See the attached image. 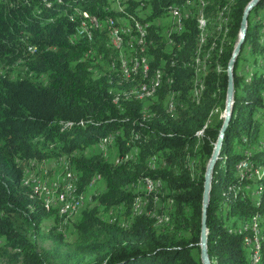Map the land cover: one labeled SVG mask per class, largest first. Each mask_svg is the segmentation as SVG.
<instances>
[{"label":"trees","instance_id":"1","mask_svg":"<svg viewBox=\"0 0 264 264\" xmlns=\"http://www.w3.org/2000/svg\"><path fill=\"white\" fill-rule=\"evenodd\" d=\"M250 1L0 0L2 257L15 264H48L50 258L63 264H201L204 174L223 121L211 118L224 110L227 64ZM227 10L219 32L215 22L206 24L199 48V19ZM78 13L99 22L91 41L73 39L84 20ZM169 14L177 24L165 29L159 21ZM107 26L119 31L121 49L112 47ZM212 43L199 88L196 52L205 54ZM125 56L133 77L126 76ZM143 86L154 93L142 100L134 93ZM233 86L206 209L211 264H251L237 230L264 218V0L248 14ZM49 160L65 164L76 198H87L101 182L102 190L88 198L92 206L71 216L60 214V206L46 210L45 195L32 190L25 175ZM244 161L252 169L242 178L237 167ZM147 179L150 192L143 188ZM259 187L262 194L253 200ZM75 215L72 254H40L25 238L29 233L65 245L59 228ZM47 219L53 226L45 230Z\"/></svg>","mask_w":264,"mask_h":264},{"label":"rangeland","instance_id":"2","mask_svg":"<svg viewBox=\"0 0 264 264\" xmlns=\"http://www.w3.org/2000/svg\"><path fill=\"white\" fill-rule=\"evenodd\" d=\"M47 7H49V6L47 5ZM227 13H228V10L225 11V13H223V12L220 13V15L216 16V17L215 16H210V17H206V18L201 17L199 19L200 22H203L200 26V29L202 31V38H201V43H200L199 48L202 45H204V43H205V41L203 43V38L205 39L206 35H207V31L205 30L206 24L209 23L210 26H213V23L215 22V25L218 27V32H219L221 26H223V24L226 23ZM171 17H172V14H169L168 17L161 19L159 21L160 24L163 27H165V29H169V26H173L174 22H176V24H177V20L173 19V17L172 18ZM215 45H216L215 43H212L211 47L209 48V50L207 52H205V54H203L200 49L197 50L198 53L196 52L195 58H196V61L198 60V64H196L195 67H196V70L198 72V76H200V74H202V71L205 70L206 61H207L208 57L210 56L209 52L211 50L215 49V47H216ZM195 85L199 86L198 84H195ZM196 94H200L199 91H196ZM217 118L223 119V111L220 112V114L217 110H215L213 112L211 119L213 121H215ZM99 150L102 151V147L99 148ZM103 154H106V152ZM109 156H110L111 161H113L114 160V151L113 150L109 151ZM27 172L28 173H26V175H25V178L27 180L35 179V180L40 181L41 185L45 189H47V191H49L51 198H53V199L58 198L59 201L62 200L60 197L62 195H65L68 185L72 184L71 179L73 178V176H70V174L66 171L65 164L62 161L49 160V161H44L42 163H36L33 166V169L30 171L27 170ZM260 172L261 171H259L255 175V178L259 177ZM100 183L101 182H98L97 187L94 186L89 191V193L86 194L87 198L83 197V199H85V201H83V206L85 205V207H86V206H92L93 205V201H91L90 199L88 200V198L90 197V195L92 193L95 192L96 189L102 190V186ZM54 185H57V191L52 192ZM147 189H149V188H147ZM145 190H146V188H145ZM254 192H255V197L253 196V200L254 199L256 200V199H258V197L256 195V191H254ZM57 207H58V203L55 204V207H53V208L55 209ZM76 216L77 215H75L67 223L63 222V226L59 228V231L64 233L65 243H66L65 245L56 247L55 245L52 244L51 241H48V240L43 241V240L37 238L36 236H34L33 234H29V233L24 234L25 238L28 240V242L30 244H32L34 246L35 250L37 252H39L40 254H43L46 251H53L55 249L58 250L60 252V254H62V253L72 254V253H74V250H75V242H76L75 238L76 237L73 234V231H72L73 226L71 223L75 220ZM105 219H108L107 216H105ZM52 226H53V220H51V219H47L43 222V227L45 230L49 229ZM0 264H15V263H9L8 259L6 257H2L0 255ZM48 264H63V263L58 259L50 258Z\"/></svg>","mask_w":264,"mask_h":264},{"label":"bare ground","instance_id":"3","mask_svg":"<svg viewBox=\"0 0 264 264\" xmlns=\"http://www.w3.org/2000/svg\"><path fill=\"white\" fill-rule=\"evenodd\" d=\"M58 1V0H56ZM204 1V0H203ZM175 15L176 13L173 12V17L175 18ZM78 16L81 18H84V20L81 21V23L79 24V26L74 30V35H73V39H81V40H87V41H91L92 39V35H93V32L98 28V20L94 17H88V15L86 13H78ZM91 20H93L91 22ZM111 22V21H110ZM108 25V24H107ZM109 25H112V24H109ZM108 27V26H107ZM143 27V26H142ZM100 28V27H99ZM109 30L112 32V36L115 38V42L113 41V38L112 36L110 35V32L108 31L109 33V37H110V40L111 41V45L113 48L119 50L121 49V45H122V39L119 35V31H117V29H113V28H110L109 26ZM141 29H139L140 31ZM142 32V31H140ZM121 34V32H120ZM123 34V33H122ZM140 34V33H139ZM144 36V34H140V37L142 38ZM140 42V40L138 41V43ZM132 59V58H131ZM134 59V58H133ZM138 59V58H137ZM144 59V58H143ZM141 60V63L142 64V69H143V73L146 72L147 70V65H146V59L144 60ZM133 61V60H132ZM139 61V60H138ZM131 62V61H130ZM137 62V61H136ZM134 63V62H133ZM196 63L198 64V60L196 61ZM139 64V63H138ZM139 64V66H140ZM132 67V66H131ZM129 67V68H131ZM137 67V65L135 66ZM125 68V67H124ZM123 68V69H124ZM126 69V68H125ZM134 71V70H133ZM132 71V73H133ZM139 71V70H138ZM141 71V69H140ZM142 72V71H141ZM123 73V72H122ZM138 73V72H136ZM130 75V72L128 73ZM124 75V74H122ZM137 75V74H136ZM141 75V74H140ZM144 75V74H143ZM147 75V73H146ZM131 77H133L132 75H130ZM142 76V75H141ZM157 76V75H156ZM148 77V76H147ZM159 77V76H158ZM149 78V77H148ZM161 78V77H160ZM199 76L197 78V80L195 81V84H198L199 87L202 86V83L199 81ZM125 79V77L123 78ZM143 79V78H142ZM141 79V80H142ZM152 79V78H151ZM131 80V79H129ZM128 80V81H129ZM134 80V79H133ZM148 80V79H147ZM120 81V80H119ZM149 81V80H148ZM153 81V80H152ZM151 82V81H149ZM158 82V81H157ZM135 83V82H134ZM141 84V83H140ZM154 84V83H153ZM152 84V85H153ZM142 85V84H141ZM144 85V84H143ZM150 85V84H149ZM133 86V85H132ZM148 86V85H147ZM146 86V87H147ZM156 86V85H155ZM138 87V86H137ZM146 87H141L139 89V92L138 93H134L139 99H145L149 96H151L152 93H154V90L153 89H147ZM154 87V86H153ZM132 88V87H131ZM134 88V87H133ZM157 88V87H156ZM155 88V89H156ZM131 90V89H130ZM126 93H128L126 91ZM129 94V93H128ZM132 95V94H131ZM153 95V94H152ZM122 96V94H121ZM126 96V94H125ZM127 97V96H126ZM132 97H135L132 95ZM153 97V96H152ZM150 98V97H149ZM142 99V100H143ZM117 100V99H116ZM134 100V99H133ZM169 111V110H168ZM247 156H249V154H247ZM252 169L251 165L247 162H242L238 167H237V170H238V174L240 175V177L244 176L245 172H250V170ZM247 175L250 174V173H246ZM253 175V174H252ZM249 177V176H248ZM251 177V176H250ZM249 177V178H250ZM254 177V176H253ZM40 179V178H39ZM75 179V178H74ZM74 181V180H73ZM39 181L38 180H35V179H31L30 180V184L35 187V183H38ZM71 182V181H70ZM27 183V182H26ZM31 186V187H32ZM74 184H71V185H68L67 187V190H66V193L65 195H62L60 198L62 200H58V198H51L50 194H49V191H47V189H45L41 183H38V186L36 187V190L37 192H41L43 193V195H48V210L50 211L51 208L55 207V204L58 203V207L60 206L59 208V213L60 214H64L67 215V216H71V214L73 212H78L80 209H82L83 207V201H85V199L83 198H76L74 196ZM149 188V189H147ZM147 188L146 190L148 192L152 191L154 186L152 183L148 182L147 184ZM33 190V188H31ZM256 191V195L257 197H259L261 194H262V188L259 187ZM54 192V191H52ZM247 192V191H246ZM255 193V192H254ZM55 194V193H54ZM38 195V194H37ZM42 196V194H41ZM44 197V196H43ZM79 197V195H78ZM41 198V197H40ZM255 200V199H254ZM45 203H43L44 205ZM46 208V206H45ZM55 208V209H57ZM47 210V208H46ZM65 218V217H63ZM66 219V218H65ZM264 222V218H253L251 220H247L246 222L244 221V223L240 224L237 232L239 234H243L244 235V245L246 246L247 248V252H248V257H249V260H250V263L251 264H260V262L262 261V253H261V242L263 240V228H262V224ZM264 226V224H263ZM256 236V237H255Z\"/></svg>","mask_w":264,"mask_h":264},{"label":"water","instance_id":"4","mask_svg":"<svg viewBox=\"0 0 264 264\" xmlns=\"http://www.w3.org/2000/svg\"><path fill=\"white\" fill-rule=\"evenodd\" d=\"M259 0H251L243 11V15L240 23V31L238 35V40L234 46L232 55L227 64L226 76H227V89H226V98L225 106L223 110V121L218 134L216 143L214 144L213 152L211 157L206 165L205 174H204V183H203V193H202V214H201V231H200V261L201 264H211L208 251H207V228H206V209L209 204V194L211 189V180L213 175V170L217 159L220 154V149L223 141L225 131L228 127L229 121L231 119L233 111V97H234V86H233V68L236 63V60L239 56L241 46L243 44L246 30H247V18L249 12L254 8Z\"/></svg>","mask_w":264,"mask_h":264},{"label":"built area","instance_id":"5","mask_svg":"<svg viewBox=\"0 0 264 264\" xmlns=\"http://www.w3.org/2000/svg\"><path fill=\"white\" fill-rule=\"evenodd\" d=\"M92 21L93 20H91V22ZM105 31H109L110 32V35L112 36V32L109 30V27L106 28ZM166 33H167V37H168V30L166 31ZM142 34H143V29H142ZM112 38H113V41L115 42V38L113 36H112ZM138 39H139V37H132V42H133V40H138ZM33 51H35V49H33ZM132 51H133V49H132ZM124 59H125V62H126V76H127V74L129 73V67H130L129 66V56H125ZM26 173H28V172H26ZM38 183H40V181ZM38 183H35V187L33 189L36 190V187L38 186ZM147 184H148V179L146 180L145 185H144L143 188H147ZM53 191H57V185H54L53 186ZM49 194L45 195L44 199H41L42 201H44L45 206L47 208V211H48V195ZM253 196L255 197V193L253 194ZM141 210H142V206H141V201H140V213H141Z\"/></svg>","mask_w":264,"mask_h":264}]
</instances>
